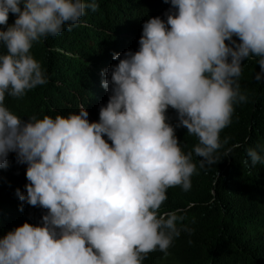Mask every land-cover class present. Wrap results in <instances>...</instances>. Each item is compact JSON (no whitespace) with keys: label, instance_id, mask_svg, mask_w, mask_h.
I'll return each instance as SVG.
<instances>
[{"label":"clouds","instance_id":"1","mask_svg":"<svg viewBox=\"0 0 264 264\" xmlns=\"http://www.w3.org/2000/svg\"><path fill=\"white\" fill-rule=\"evenodd\" d=\"M144 7L135 30L99 65L98 105L109 96L99 122L85 108L24 121L4 101L47 83L34 43L71 31L98 4L0 0V169L15 153L29 182L26 195H16L47 210L39 226L24 223L0 238V264H143L191 231L177 227L183 217L176 212L159 210L169 188L190 190L193 153L200 168L217 164L220 133L234 105L248 101L242 62L258 57L255 80L264 79V0H150ZM169 108L178 114L175 127L198 140L187 154L167 122ZM247 155L252 166L264 163L256 149Z\"/></svg>","mask_w":264,"mask_h":264},{"label":"trees","instance_id":"2","mask_svg":"<svg viewBox=\"0 0 264 264\" xmlns=\"http://www.w3.org/2000/svg\"><path fill=\"white\" fill-rule=\"evenodd\" d=\"M149 1L96 0L98 10L86 9L71 31L65 29L34 43L31 55L41 64L47 83L20 99L6 95L5 106L24 121L32 116L67 117L85 108L89 121L99 122L100 108L109 99L105 96L98 105L105 79L98 74L99 65L108 61L110 49L123 44L125 32L135 30ZM15 19L9 14L8 24ZM0 54H6V49L0 47ZM257 59L242 62L239 83L248 101L234 105L232 122L220 133L217 164L200 168L202 158L193 153L197 173L191 177L190 190L169 188L159 210L160 215L176 212L183 217L177 227L191 231L182 230L167 255L151 252L143 264H264V163L252 166L247 155L251 148L264 157L260 151L264 147V79L255 80L261 71ZM177 115L169 108L167 122L187 154L198 140L186 128L175 127ZM26 169V164L17 163L15 153L9 154L8 167L0 169V238L24 223L39 226L47 214L46 209L21 202L16 195L17 189L26 195Z\"/></svg>","mask_w":264,"mask_h":264}]
</instances>
